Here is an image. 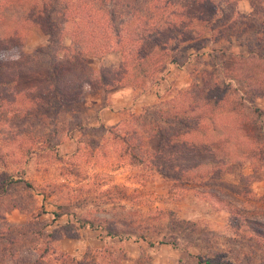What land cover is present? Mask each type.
I'll return each instance as SVG.
<instances>
[{
    "label": "trees",
    "instance_id": "16d2710c",
    "mask_svg": "<svg viewBox=\"0 0 264 264\" xmlns=\"http://www.w3.org/2000/svg\"><path fill=\"white\" fill-rule=\"evenodd\" d=\"M249 1L251 14L240 13L237 0H0V112H32L48 106L57 111L80 102L87 87L107 90L117 83H139L166 62L177 63L170 51L173 43H189L188 48L202 49L209 42L235 37L245 49L229 55L219 50L228 57V64H215L217 73L204 72L190 90L179 91L167 106L147 109L149 120H143L141 129L133 128L128 135H120L122 154L132 163H144L143 155L151 160L157 156L168 158L166 164L176 166L171 168L174 177L186 182L195 176L206 181L217 172H228L232 163L241 158L252 167L264 168V110L255 102L264 98V0ZM32 29L50 35L48 50L35 52L48 55L45 62L40 60L41 64L33 62L25 51ZM67 37L69 46L65 43ZM12 51L13 56L4 57V52ZM110 52L121 55L118 69L94 70L87 63L89 54L102 57ZM149 140L159 142L157 154L147 150ZM143 150L146 151L141 156ZM5 183L34 186L25 179L9 178ZM47 187V194L41 192L45 196L60 193L66 185ZM217 187L225 190L226 186ZM110 190L116 196L107 190L103 194L105 202L127 196L122 187L115 185ZM214 193L237 220L238 228L264 238V222L244 216ZM239 194L254 197L248 190ZM88 203L91 199L85 197L58 204L54 219L67 215L66 224L47 233L30 228L24 237L33 235L47 241L74 238L81 229L89 228L99 231L102 241L148 239L143 230L148 219L125 209L120 215L123 220L117 221L116 215V222L76 211ZM18 238L14 230L0 229V243L15 244ZM36 250L19 253L8 249V255L0 257L1 264L9 259L12 264H23ZM53 254L60 264H84L70 254H56L50 247L38 253L33 264H43L41 258ZM199 263L234 264L211 257H200Z\"/></svg>",
    "mask_w": 264,
    "mask_h": 264
},
{
    "label": "rangeland",
    "instance_id": "374dc122",
    "mask_svg": "<svg viewBox=\"0 0 264 264\" xmlns=\"http://www.w3.org/2000/svg\"><path fill=\"white\" fill-rule=\"evenodd\" d=\"M237 2L240 13L251 14L249 0ZM65 43L71 44L69 37ZM187 44H171V54L178 62H166L139 83H117L107 90L87 87L80 102L57 111L48 106L32 112H0V229H12L20 236L15 244L0 243V257L8 255V249L26 253L33 248L38 251H33L23 263L33 264L36 255L50 247L56 254H70L84 264H200V257L230 260L234 264H264V238L238 228L237 220L214 193L240 209L244 216L264 222V199H260L264 198V168L252 167L241 158L232 163L228 172H217L206 181L195 176L186 182L174 177L171 168L176 166L166 164L168 158L157 156L151 160L142 156L146 151L143 150L140 154L145 162L132 163L122 154L120 135H128L133 128L141 129L143 120H149L147 109L167 106L179 91L190 90L204 72L217 73L215 64H228V57L219 50L229 55L245 49L235 37L209 42L202 49L188 48ZM49 45L50 35L32 29L25 51L33 62L41 64L40 60L45 62L48 55L35 52ZM3 54L10 58L15 53ZM87 63L94 70H114L120 67L121 55L89 54ZM239 86L244 90V86ZM255 102L264 110V98ZM158 143L149 140L147 150L157 154ZM164 164L168 166L163 167ZM9 178L25 179L34 186H6ZM52 184L66 187L55 195L41 193L47 194L46 186ZM115 185L122 187L127 196L105 202L103 194L107 190L116 196L114 189L110 190ZM217 186L226 187L223 190ZM247 190L254 197L239 194ZM85 197L91 203L76 211L116 222V215L117 221L123 220L120 215L125 209L148 219L143 225L148 239L102 241L99 231L89 228L81 229L74 238L47 241L33 235L24 237L30 228L55 232L69 218L64 215L54 219L57 205ZM160 240L166 243H157ZM54 255L41 258L43 264H60ZM12 263L9 259L5 264Z\"/></svg>",
    "mask_w": 264,
    "mask_h": 264
}]
</instances>
